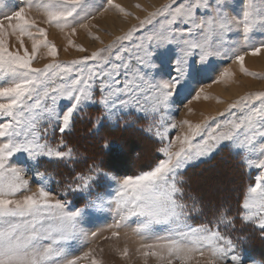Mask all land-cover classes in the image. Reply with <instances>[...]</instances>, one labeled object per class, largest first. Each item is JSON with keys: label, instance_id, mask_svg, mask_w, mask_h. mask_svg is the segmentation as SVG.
<instances>
[{"label": "snow or ice", "instance_id": "snow-or-ice-1", "mask_svg": "<svg viewBox=\"0 0 264 264\" xmlns=\"http://www.w3.org/2000/svg\"><path fill=\"white\" fill-rule=\"evenodd\" d=\"M104 4L124 11L114 0H104ZM104 4L98 6L95 0H23L19 10L0 19V264H79L84 258L74 253L82 241L96 236L86 230L91 214L56 199L37 168L41 157L72 158L73 150L63 144V136L91 104L101 108L91 126L95 135H101L110 122L118 128L123 117L139 112L146 118L150 110L162 157L150 170L122 180L93 168L89 175L78 177L75 186L70 184L69 190H87L97 176L109 187L114 185L113 195L97 193L90 207L101 210L107 206L114 211V223L109 227L117 229L131 228L128 221L135 217L132 230L147 241L141 247L153 250L143 255L156 256L160 264H191L197 254L207 257L204 264H245L239 242L223 235L220 226L234 227L238 221L264 238V95L243 98L232 106L239 108L240 114L217 122L211 132L206 126L189 124L187 134L176 136V151L166 135L168 127L177 129L187 122L165 124L158 114L169 110L173 97L180 95L178 89L191 94L202 74L219 71L208 63L211 57L228 58L246 71L240 45L225 46V37L234 28L240 30L247 47L250 33L264 31V0H242L239 15L230 13L227 0H169L141 21V26L152 27L135 43H124L132 41L129 33L90 58L72 64L53 63L43 69L33 67L41 47L53 57L57 49L30 12L40 13L44 17L41 23L70 29L74 35L77 26L87 28L85 21L108 10ZM12 37L19 44L15 50H10ZM24 37L31 40V51L25 47ZM168 46L179 49L172 58L174 65L166 52L153 59L159 49ZM261 49L264 42L253 47L251 54L258 55ZM74 71L77 74L72 76ZM230 75V70L224 69L222 78ZM64 100L70 103L61 108ZM54 130L61 134L58 143L65 150L49 143ZM198 136L207 138L197 141ZM225 143L240 150L242 167L257 169L254 185L242 193L236 217L221 206L212 221L194 225L190 219L197 208L185 202L182 170ZM110 144L104 139L102 146L109 148ZM18 154L29 163L21 165L14 160ZM29 172L37 178L35 192L26 179ZM91 264L99 262L93 258Z\"/></svg>", "mask_w": 264, "mask_h": 264}, {"label": "rangeland", "instance_id": "rangeland-1", "mask_svg": "<svg viewBox=\"0 0 264 264\" xmlns=\"http://www.w3.org/2000/svg\"><path fill=\"white\" fill-rule=\"evenodd\" d=\"M95 2L98 6L104 4V0H95ZM224 2L225 0H221V3ZM246 2L247 0H243V3ZM254 2L258 3V0ZM22 3L23 0H0V19L4 14L19 10L18 6ZM114 3L119 4L124 11L120 12L104 4L108 10H101L94 19L85 21L87 28L77 26L74 35L70 34V29L61 30L41 23L44 17L38 12H30L29 15L37 19L38 26L46 29L49 43L55 45L57 49V54L53 57L47 55V49L41 47L37 58L33 61V67L43 69L53 63L72 64L74 61L90 58L92 53L106 50L114 45L118 38H123L129 33L132 35V41L126 40L124 43L126 45L135 43L143 32H147L152 27V25L141 26V21L163 8L169 0H114ZM227 4L232 14L239 15L242 11V0H227ZM138 28H142V31L138 32ZM24 40L25 47L31 51V40L27 37H24ZM261 42H264V31L254 30L250 33L248 46L244 47L241 31L234 28L225 37V46L240 45V52L245 55L244 69L246 71L241 69L238 62L228 58L211 57L208 63L213 69H219V71H206L202 74L191 94L186 95L182 89L177 90L180 95L173 97V104L169 110L158 114L163 116L165 124L187 122L177 129L168 127L166 135L176 145L173 151L179 148L176 136L187 134L190 131L189 124L193 127L206 126L205 130L211 132L217 122L223 123L227 117L234 118L240 114V109L232 106L239 104L243 98L264 95V49H261L258 55L251 54L252 48L259 47ZM9 43L10 50L19 47L15 37H12ZM161 52H166L172 60L175 55L179 54V49H174L172 46L159 49L153 59H156ZM192 60L196 61V58L193 57ZM157 63L159 64L158 60ZM172 63L174 65V60ZM197 66H200L198 62ZM224 69L230 70L231 75L222 78ZM76 74L74 71L72 76ZM201 89H203L202 92ZM196 95L200 98L197 99ZM69 103L70 101L64 100L60 107L65 108ZM258 103L257 101L256 104ZM100 114L101 108L98 104L89 105L75 121L72 130L64 134L63 144L73 150L70 160L41 157L37 170L47 179L48 187L56 199L67 201L70 206L83 209L91 214L86 222V230L96 232V236H90L78 246L74 255L84 257L79 264H91L93 258L99 264H160L156 256L145 257L143 255L145 251L153 250L141 247L147 241L133 232L135 217L128 221L132 225L131 228L121 226L117 229L109 227L114 223L116 216L114 211H109L107 206L101 210L90 207V204L96 201L97 193L113 195L114 185L109 187L107 181L97 176L87 190H69L70 184L75 186L78 182L77 178L89 175L93 168L109 177L122 180L125 177H135L150 170L162 157V154L157 151L159 139L154 135L155 121L150 110L146 118L139 112L123 117L118 128L115 127L114 121L110 122L106 131L101 135H95L91 126L93 120ZM75 126L78 128L77 134L71 137L73 138L71 141L69 135ZM81 127L90 131L81 133ZM149 128L153 131H149ZM206 138V136H198L197 141ZM104 139L111 141L109 148L102 146ZM60 140L61 134L58 130L50 132L49 143H53L60 150H65L59 145ZM92 147L95 151L97 150L94 154L90 151ZM13 159L21 165L29 163L23 154H18ZM241 160L240 150L225 143L210 155L192 162L182 170L180 179L186 194L185 202L189 206L195 204L197 208V211L192 214L190 223L201 225L212 221L221 206L225 213H231V217L237 216L242 193H246L249 185H254L257 171L255 167L251 169L242 167ZM210 161H213L210 165L195 170L189 178H186L185 175L190 169ZM62 167L65 169L61 170ZM67 174L74 178L66 179ZM26 179L29 181L31 191L35 192L38 188L37 178L29 172ZM220 227L223 235L229 236L234 242H239L245 264H264V238L258 230L242 225L238 221L234 227L225 225ZM114 232H118L119 235L113 236ZM125 250H127L126 256L124 255ZM86 253H91V256H85ZM205 259L207 257L201 258L197 254L191 264H204Z\"/></svg>", "mask_w": 264, "mask_h": 264}, {"label": "trees", "instance_id": "trees-1", "mask_svg": "<svg viewBox=\"0 0 264 264\" xmlns=\"http://www.w3.org/2000/svg\"><path fill=\"white\" fill-rule=\"evenodd\" d=\"M77 130H78V128H77V126H75L74 127V130L72 131V133L69 135V138L71 139V141H72V139L73 138H71V137H73L74 135H76L77 134ZM107 130V128L105 129V131ZM111 130V129H110ZM81 133H83L84 131L85 132H89L90 130H88V129H85L84 130V128H82L81 127ZM102 148V147H101ZM102 150V149H101ZM90 151H92V153L94 154L96 151L94 150V148L92 147V149L90 148ZM110 153V152H109ZM86 155V154H85ZM85 158L87 157V155L86 156H84ZM86 161V160H85ZM213 161H210L209 163H204L203 165H200V166H197V167H193L192 169H190L189 171H188V173L185 175L186 176V178L188 177L189 178V176H190V174L192 173V172H194L195 170H199V169H202L203 167H205V166H208V165H210L211 163H212ZM63 169H65L64 167H62V169L61 170H63ZM74 177L73 176H71L70 174H67L66 175V179H73Z\"/></svg>", "mask_w": 264, "mask_h": 264}]
</instances>
